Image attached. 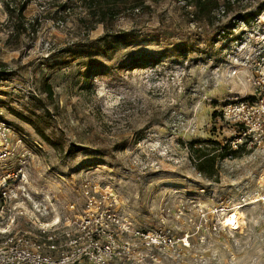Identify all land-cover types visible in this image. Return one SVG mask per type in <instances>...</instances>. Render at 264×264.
Segmentation results:
<instances>
[{
    "label": "rangeland",
    "instance_id": "1",
    "mask_svg": "<svg viewBox=\"0 0 264 264\" xmlns=\"http://www.w3.org/2000/svg\"><path fill=\"white\" fill-rule=\"evenodd\" d=\"M24 1L0 0L1 68L12 73L0 78V119L28 136L18 153L38 207L13 202L15 229L40 235L72 203L79 213L105 199L127 228L119 241L137 243L120 245L130 261L115 264H264V10L236 19L264 0L206 19L186 0L121 4L109 28L82 0H28L21 15ZM131 29L138 40L112 52L99 40ZM45 81L54 99L37 123L47 138L21 116L33 96L46 101ZM229 101L250 103L245 136L213 114ZM207 139L240 148L218 162V178L191 159V142Z\"/></svg>",
    "mask_w": 264,
    "mask_h": 264
},
{
    "label": "built area",
    "instance_id": "2",
    "mask_svg": "<svg viewBox=\"0 0 264 264\" xmlns=\"http://www.w3.org/2000/svg\"><path fill=\"white\" fill-rule=\"evenodd\" d=\"M249 104V101H229L221 107L220 115L235 123L241 136L251 131L249 119L243 114ZM27 138L11 122L0 119V264H115L120 260L130 261V256L126 259L117 257L116 249L123 243L131 246H137V243L119 241L118 236L127 228L118 223L121 221L119 214L112 212L113 202L105 199L102 210L89 206L79 213L72 203L64 214H54L51 222H41L40 235L15 229L12 216L15 202L28 200L32 207L38 208L30 194L25 192L26 151L18 153L19 147H25ZM233 142H236L235 139ZM15 154L18 155V163L15 168L9 169L7 163ZM23 208L21 214H28L32 209L24 211ZM136 234L150 236L139 230ZM153 242L146 243L152 245Z\"/></svg>",
    "mask_w": 264,
    "mask_h": 264
},
{
    "label": "trees",
    "instance_id": "3",
    "mask_svg": "<svg viewBox=\"0 0 264 264\" xmlns=\"http://www.w3.org/2000/svg\"><path fill=\"white\" fill-rule=\"evenodd\" d=\"M244 0H225L224 3H220L219 0H186L187 5H192L194 7L193 15L196 19H206L215 14L216 11L222 10L224 13H229L233 8L243 3ZM84 6L86 7L89 15L93 18H97V22H102L105 24L106 28H109L108 23L116 15V12L120 8L119 5L131 6L130 9L141 10L143 8H149V5L145 3V0H82ZM29 3L25 0L19 5V13L23 15V12ZM63 9L67 6L63 5ZM264 10V1L258 6L255 11L244 12L240 17L236 19L249 20L253 19L259 15ZM114 14V16H113ZM225 31V28L223 29ZM139 38V32L135 29L131 30H119L111 31L103 34L99 40L104 41V47L109 51H114L120 44H129L131 42H136ZM4 62L0 61V78L8 76L11 71L1 68L4 66ZM41 92L46 94V101L39 95L33 96L32 101L35 102V109H31L28 114L24 115L21 113L22 118L27 122L35 126L36 131L44 138L48 136L45 133V129L37 123L39 118H43L47 108V100H53L54 91L51 83L45 81L42 84ZM40 109V113H36V110ZM214 116L217 117L221 113L219 111L213 112ZM35 116V117H33ZM202 144V145H201ZM210 145V146H209ZM190 155L193 161L194 167L205 177L208 178H218V162L229 156H235L239 152V146L234 148L229 141L221 143L217 139H207L202 141H192L190 144ZM242 146V145H241Z\"/></svg>",
    "mask_w": 264,
    "mask_h": 264
},
{
    "label": "crops",
    "instance_id": "4",
    "mask_svg": "<svg viewBox=\"0 0 264 264\" xmlns=\"http://www.w3.org/2000/svg\"><path fill=\"white\" fill-rule=\"evenodd\" d=\"M40 202H42V200H41V195H40Z\"/></svg>",
    "mask_w": 264,
    "mask_h": 264
},
{
    "label": "bare ground",
    "instance_id": "5",
    "mask_svg": "<svg viewBox=\"0 0 264 264\" xmlns=\"http://www.w3.org/2000/svg\"><path fill=\"white\" fill-rule=\"evenodd\" d=\"M232 222H236V221H232Z\"/></svg>",
    "mask_w": 264,
    "mask_h": 264
}]
</instances>
